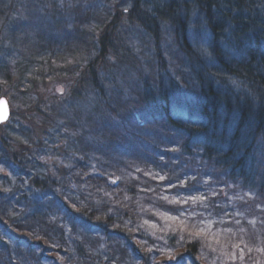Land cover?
<instances>
[{
  "label": "trees",
  "instance_id": "1",
  "mask_svg": "<svg viewBox=\"0 0 264 264\" xmlns=\"http://www.w3.org/2000/svg\"><path fill=\"white\" fill-rule=\"evenodd\" d=\"M57 1L41 16L46 29L27 36L37 52L15 61L16 83L7 68L1 73L0 96L9 97L12 115L0 125V164L12 158V174L27 171L30 195L0 184V264H264V0H116L114 13L87 10L101 23L91 29L79 22L74 36L67 26L73 16L62 17L68 8ZM5 2L0 20L7 19ZM122 3L146 46L140 54L115 39ZM194 28L211 44L204 52L190 40ZM53 81L67 91L49 99ZM81 98L89 103L85 117L74 106ZM48 111L53 119L44 125ZM30 123L39 130H28ZM176 150L191 160L180 172L189 167L196 177L238 186L244 170V187L258 193L233 204L217 194L197 210L198 202L167 193L171 187L148 170ZM210 209L217 217L208 218Z\"/></svg>",
  "mask_w": 264,
  "mask_h": 264
},
{
  "label": "rangeland",
  "instance_id": "2",
  "mask_svg": "<svg viewBox=\"0 0 264 264\" xmlns=\"http://www.w3.org/2000/svg\"><path fill=\"white\" fill-rule=\"evenodd\" d=\"M5 1H6L5 2L6 7L4 8V11L6 13L7 19L0 20V48H1L0 67H3V70L0 68V80H1L2 75H3V74L1 75V73H3L6 68L8 69V71H11L12 74L16 73L15 61L19 60V59H23L25 57L24 52H28V51L37 52L35 49H33L29 45H27V44H29L27 41L31 39V38H27V36H33L32 38L37 37L41 30L46 29L44 27L45 19L43 18L44 22H42L41 16H44L45 7L51 9L53 6V3H52L53 0H5ZM161 1H160V3H161ZM57 2H58L57 4H59V6H61L62 8H65V9L68 8L67 10L63 9L64 14L62 17L67 19L66 18L67 16L68 17H70V15L73 16V22L72 23L70 22L67 25L69 28H71V30L73 29L72 30V32H73L72 36L75 35L74 33L76 30V25L79 22H81L82 24H83V21L86 22V24H83L81 26L82 28H85L90 23L91 29L93 28L92 25H99L101 23L100 21L95 20V19L90 20L89 17L91 15L87 14L88 11H89V13H90V11H95L94 13L101 12L100 16H104L102 14H105V12L107 13L109 10L111 11V13H114V11H116V6L114 5L116 0H58ZM163 4H167V3H163ZM76 6H81V7H80L79 11L75 12L73 8H75ZM120 7L122 8V13H124V15H122L120 17V22H119L117 28L115 29V39L119 44L124 43L125 45H130V47L135 52L138 51L140 54V52L142 50L146 49V46H143V48H141L142 44L140 46L139 36L136 35V32H135V28L137 27V25H136L137 22L135 21V17L134 16L130 17L129 14H126L127 11H125L123 3L120 5ZM30 8H32L30 10V13L32 12V10L34 8V11L32 12V14L30 16V18H33L32 20H29L28 15H27L28 14L27 12ZM194 8H196V7H194ZM137 14L138 13L136 12V15ZM8 16H10V20L8 19ZM76 16L78 17V19ZM189 17H192V16L190 15ZM195 17H196V13L194 14L193 18H195ZM14 19H17V20L13 21ZM111 20L112 19H110L109 21H111ZM193 22L196 23V20L193 19ZM24 25L25 26L32 25L31 30L33 31V33L31 31H28V30L22 31L21 29L24 28ZM40 26H42V27H40ZM62 26L65 27V23H63V21H60V25L58 27H62ZM52 27H53L52 30L54 32H60V33L62 32L61 29L54 27V25H52ZM195 29L196 28H194V31H192L190 33L192 35V37H190V40L192 41L193 46L196 48V50L198 52L199 51L204 52L205 51L204 45L210 46L211 44L209 43V41L204 40V35L206 33L202 32V28L199 31H195ZM161 31L163 32L161 45L163 47L167 48V46L169 45L168 40L166 39L167 31L164 28ZM22 33L24 35H26V37L24 39L21 38ZM88 36L90 37V35H88ZM74 48L77 50H84V47H82L80 45H77ZM59 50H60L59 48L57 50L55 49V51H59ZM93 51L94 50H92L90 52L89 55H91V56L89 59L95 57V54L97 52L95 53V51L94 52ZM60 53L63 54L64 52L60 51ZM107 53H108L107 60L109 61V63L111 65L113 63H116L115 57H113V53L109 52V51ZM165 56L170 58V56L168 54H165ZM84 59L85 60L87 59L86 55H84ZM85 60L80 65V68L77 69L76 77L74 79L80 80V77H81V75H82V73L86 67ZM101 65H103V64H101ZM107 65H103V66L106 67ZM102 69L104 70V68H102ZM108 69H109V67L107 68V70ZM107 70H104L103 73L106 74ZM111 71H113V69H111ZM16 78H17V75L14 74V80H13L14 84L18 80ZM120 83L122 84L121 80H120ZM115 86L119 88V86H121V85L116 84ZM13 87H14L13 84L8 86L6 88L5 92L6 93L12 92ZM40 87H41V85H38V88H40ZM125 87L126 86H123V84H122L121 89L122 88L125 89ZM50 88L51 89L49 91H47V94H49V96H50L49 99H56L57 94H61V95L66 94V91H67L66 87L61 85L58 81H53L50 85ZM41 95H43V93H41ZM73 100H74V97H71L69 99L70 106H71V103ZM52 101H53L52 103H55V100H52ZM52 103H50L49 105L51 106ZM74 106H75L76 113L78 115L83 114L82 117H85L87 115V111L89 108V103L87 101H85L82 98L78 99L77 101L74 102ZM14 107L17 108V110H20L21 104L18 102L14 103ZM41 108H42V105H41ZM24 109H25V107H24ZM45 109H47V106H45ZM66 109H68V108H66ZM66 109H64V110H66ZM48 112L50 113V115L47 118L48 122H45L44 125L50 124L51 120L53 119V115H52L51 111H48ZM69 112H72V110H69ZM29 116L31 117L29 121H33L32 116L31 115H29ZM65 117H66V119H68V117H70V116H68V114H67V115H65ZM82 117H79L76 119L81 120V119H83ZM56 126H57V124H56ZM37 127H38V125L35 124V128H37ZM27 128H28V130H31V129L39 130L38 128L35 129L31 123L29 125H27ZM1 133H2V131L0 130V137H1ZM35 135H38V134L35 133ZM175 146H176V144H175ZM162 148H166V146H162ZM176 149L179 150L178 146L176 147ZM178 150H176L169 157L159 156V158L157 160H152V164L147 163V166L149 168L148 170L151 171V173L155 176V178H159V181H158L159 184H162V186L165 188V190H170V187L173 190V191H168L167 193H172V195L180 198V200H182V201L188 200V201L194 202L195 205H197L195 202H198L197 210H199V211L201 210L203 212L205 211L203 209L204 204L207 203V201L210 197L217 195V194H220V195L228 198V200L231 204H232V202H235L236 196L234 194H232V186L234 185V183H232V181H229L228 183H226V181H224L222 179H220L219 181L212 180L211 174H209V176L203 177V178L196 177L195 176L196 169H194L193 172H190L189 171L190 168L188 166H187L188 170H186L183 173L184 169L181 168L182 170L180 172V168H178V167H182L184 164L187 163V161L191 162V160L186 159L187 161L185 162L180 157V152ZM186 157L189 158L188 156H186ZM197 161H200V163H202L201 162L202 159L198 158ZM204 162L206 165L208 164L206 161H204ZM8 165H10V166H12V168H14L13 166L15 164L13 163L12 158H9V163L8 162L7 163L1 162V164H0V172H1V169L2 170L9 169V171L3 172L4 173L3 175H5V176L3 178H0V184H2L4 186L7 185L9 188L15 187V190L20 191V192H21L20 189L23 188V191H26V193L30 195L29 191L26 190V185H27V181H28L27 171H25L24 169H19V167L17 165L16 168L19 169V176H16V175L12 174V169L8 168L7 167ZM170 166L172 167V169ZM177 168L179 170H177ZM172 170H173V172H172ZM257 170L261 171V169H257ZM160 177H163V179H161ZM192 177L195 180L192 179ZM257 178H255L254 180H256ZM194 181H196V182L192 183ZM196 183H197V186H195ZM168 186H170V187H168ZM238 187L241 188L240 183L238 184ZM6 192L9 193L8 191H6ZM20 192H18V193H20ZM241 193H242V191H241ZM10 194H12V193H10ZM10 194L8 195V199L12 198V197H10ZM32 196H36V195H32ZM11 203L13 204V202H11ZM12 208H13V206H12ZM9 210L11 211L13 209L9 208ZM217 211H218V213L220 212L222 215L221 210L219 211V209L217 208ZM207 216H208V218L217 217L214 215V211L212 209H210ZM220 226H222V225H220ZM223 226H225V228H227L225 219L223 221ZM27 235L28 234L24 233L23 236H25L26 238H30ZM36 240L40 241V239H36ZM103 242H104V240H101L100 246H102ZM135 242H137V241H135ZM47 244H49V243H47ZM136 244H138V243H136ZM11 246H12V250L16 248L15 244H11ZM51 251H53V250H51ZM51 251L48 252L46 249H42V250H40V252H43V253H40V254L42 256H45V255L46 256H53V252H51ZM24 256H25V254L23 256H21V258H23ZM86 259H88V258L86 257ZM109 259H110V255H106V258L104 260H109ZM173 260H174V258H173Z\"/></svg>",
  "mask_w": 264,
  "mask_h": 264
},
{
  "label": "bare ground",
  "instance_id": "3",
  "mask_svg": "<svg viewBox=\"0 0 264 264\" xmlns=\"http://www.w3.org/2000/svg\"><path fill=\"white\" fill-rule=\"evenodd\" d=\"M248 171H249V176L251 177V175H253V176H255V178H256V176H257V174L258 173H256V171H255V169L253 170V168L252 169H248ZM246 173H247V171H246ZM246 173L244 172V170H242V178H243V183L241 184V188L240 187H238V186H233L232 187V194H234L235 196H236V199L238 198V199H244V198H247V196H250V197H252V196H254L256 193H258L257 191H255V190H253V189H250V188H245L244 187V184L245 185H248V184H250V182H248L247 181V177H246ZM252 180H253V178H252ZM241 191H242V193H241ZM235 199V200H236ZM241 201V200H240ZM242 201H244V200H242ZM233 203H235V202H232V204ZM258 203V202H257Z\"/></svg>",
  "mask_w": 264,
  "mask_h": 264
},
{
  "label": "water",
  "instance_id": "4",
  "mask_svg": "<svg viewBox=\"0 0 264 264\" xmlns=\"http://www.w3.org/2000/svg\"><path fill=\"white\" fill-rule=\"evenodd\" d=\"M0 101L3 102V103H0V123H2L9 119L11 110H10L7 97L5 96L1 97Z\"/></svg>",
  "mask_w": 264,
  "mask_h": 264
},
{
  "label": "snow or ice",
  "instance_id": "5",
  "mask_svg": "<svg viewBox=\"0 0 264 264\" xmlns=\"http://www.w3.org/2000/svg\"><path fill=\"white\" fill-rule=\"evenodd\" d=\"M125 11H127V9H125ZM0 103H3L2 101H0ZM161 179H163V177H160ZM173 219H175V217L173 218Z\"/></svg>",
  "mask_w": 264,
  "mask_h": 264
}]
</instances>
